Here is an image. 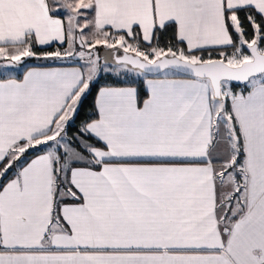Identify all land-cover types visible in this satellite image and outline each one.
<instances>
[{
  "label": "snow or ice",
  "instance_id": "1",
  "mask_svg": "<svg viewBox=\"0 0 264 264\" xmlns=\"http://www.w3.org/2000/svg\"><path fill=\"white\" fill-rule=\"evenodd\" d=\"M26 58L80 66L0 79V264H264V0H0Z\"/></svg>",
  "mask_w": 264,
  "mask_h": 264
},
{
  "label": "trees",
  "instance_id": "2",
  "mask_svg": "<svg viewBox=\"0 0 264 264\" xmlns=\"http://www.w3.org/2000/svg\"><path fill=\"white\" fill-rule=\"evenodd\" d=\"M56 62L53 61H35L29 64H26L23 66V68L14 75L16 79H21L23 76V73L25 70L29 67H35V66H48V65H54ZM68 64H77L76 62H68ZM102 79L99 80V84L97 85V89L94 90L91 94L87 95L85 99L82 100V104L78 110V116L75 120V123L73 125V129L79 128L82 123L87 121L89 118L94 117L95 115V99L98 92L99 87L103 86L106 83H113V79H109L107 75L101 74ZM3 78V77H0ZM136 86L143 88V84L140 82H137ZM235 91H239V88H234Z\"/></svg>",
  "mask_w": 264,
  "mask_h": 264
},
{
  "label": "rangeland",
  "instance_id": "3",
  "mask_svg": "<svg viewBox=\"0 0 264 264\" xmlns=\"http://www.w3.org/2000/svg\"><path fill=\"white\" fill-rule=\"evenodd\" d=\"M106 51H108V50L103 49V48L100 49L101 63H103V56H104V54H105ZM35 61H36V60H32V59H27V58H26V59H25V62H24L19 68H17V69H12V70H10L9 72H0V75H3V74H9V73L16 74V73H18V72L23 68L24 65L29 64V63H32V62H35ZM54 62H55V61H54ZM64 62H74V61H72L71 59H69V60L64 61Z\"/></svg>",
  "mask_w": 264,
  "mask_h": 264
},
{
  "label": "crops",
  "instance_id": "4",
  "mask_svg": "<svg viewBox=\"0 0 264 264\" xmlns=\"http://www.w3.org/2000/svg\"><path fill=\"white\" fill-rule=\"evenodd\" d=\"M79 66H80L79 64H68V62H62V63L61 62H56L54 65H48L47 67H79ZM24 73H23V75H24ZM9 75L14 76L15 74H12V73L3 74V75H0V77H3V78H0V79L7 78ZM22 78H23V76H22ZM18 80H20V79H18Z\"/></svg>",
  "mask_w": 264,
  "mask_h": 264
}]
</instances>
